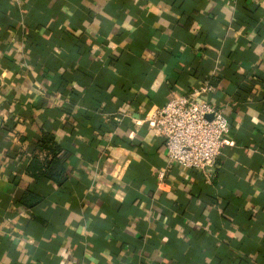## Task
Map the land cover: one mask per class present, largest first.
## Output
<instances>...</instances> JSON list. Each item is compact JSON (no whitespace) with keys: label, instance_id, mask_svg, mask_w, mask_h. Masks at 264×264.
I'll use <instances>...</instances> for the list:
<instances>
[{"label":"crops","instance_id":"1","mask_svg":"<svg viewBox=\"0 0 264 264\" xmlns=\"http://www.w3.org/2000/svg\"><path fill=\"white\" fill-rule=\"evenodd\" d=\"M208 81L211 181L148 120ZM43 128L63 186L26 173ZM0 264H264V0H0Z\"/></svg>","mask_w":264,"mask_h":264},{"label":"built area","instance_id":"2","mask_svg":"<svg viewBox=\"0 0 264 264\" xmlns=\"http://www.w3.org/2000/svg\"><path fill=\"white\" fill-rule=\"evenodd\" d=\"M215 88L208 81L187 92H176L148 115L155 134L164 139L168 167L178 163L200 169L208 181L215 177L218 158L231 131L224 109L209 100ZM168 167L159 172V179L166 176Z\"/></svg>","mask_w":264,"mask_h":264},{"label":"trees","instance_id":"3","mask_svg":"<svg viewBox=\"0 0 264 264\" xmlns=\"http://www.w3.org/2000/svg\"><path fill=\"white\" fill-rule=\"evenodd\" d=\"M29 142L28 146L22 148V153L30 152L26 173L37 182L49 181L63 186L68 180L69 173L64 155L65 145L60 135L43 128L38 139ZM43 199L41 192L28 189L22 195L20 202L31 209Z\"/></svg>","mask_w":264,"mask_h":264}]
</instances>
